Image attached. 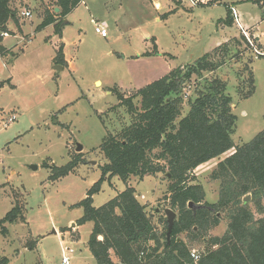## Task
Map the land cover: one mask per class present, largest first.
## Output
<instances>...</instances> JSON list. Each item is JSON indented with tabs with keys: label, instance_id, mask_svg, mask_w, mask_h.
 Instances as JSON below:
<instances>
[{
	"label": "rangeland",
	"instance_id": "rangeland-1",
	"mask_svg": "<svg viewBox=\"0 0 264 264\" xmlns=\"http://www.w3.org/2000/svg\"><path fill=\"white\" fill-rule=\"evenodd\" d=\"M259 1L231 0L238 19L233 12L234 25L229 27L221 22L227 17L225 5L201 8L193 0H84L66 19L63 42L70 67L60 72L53 62L58 36L51 27L37 31L45 10L54 6L35 0L14 6L20 9L21 25L11 21L14 33L8 31L2 45L13 53L0 58V220L18 202L26 220L7 224V237L0 229V264H63L65 249L74 250L68 253L70 264H97L89 249L94 225L80 223L84 210L79 204L100 180V167L107 163L100 151L103 139L130 118L125 108L110 113L118 105L111 88L130 96L178 67L239 40L215 77L227 83L232 98L236 146L264 130V0ZM21 11L31 12V17ZM92 19L108 24L106 38L96 33ZM251 71L255 91L243 99ZM195 87L193 82L186 89V101L195 98ZM188 111L186 104L184 114ZM14 115L16 120L10 122ZM77 145L83 146L81 152ZM78 157L82 163L74 172L51 179L50 167H64ZM216 167L217 160L195 171V184L204 187L211 204L219 198V184L210 179ZM167 185L160 174L136 187L137 199L149 206L156 223L155 209L165 217L170 209L162 200ZM125 189L118 177L106 180L93 205L101 207ZM226 230L225 220L208 237H221ZM194 249L202 252L203 241Z\"/></svg>",
	"mask_w": 264,
	"mask_h": 264
},
{
	"label": "trees",
	"instance_id": "trees-1",
	"mask_svg": "<svg viewBox=\"0 0 264 264\" xmlns=\"http://www.w3.org/2000/svg\"><path fill=\"white\" fill-rule=\"evenodd\" d=\"M18 1L24 0H0V58L13 53L2 45V40L10 21L20 28V9L13 6ZM37 1L54 6L45 10L37 31L55 25L60 37L67 16L83 2ZM193 1L201 8L225 5L227 17L221 22L229 27L234 25L231 0ZM55 8L60 9L59 13H55ZM241 38L246 41L244 36ZM239 43H225L130 96L118 87L109 90L118 100L110 113L125 108L130 118L117 132H109L103 139L100 151L107 163L100 167V180L79 204L84 210L80 223L94 225L89 249L97 264H264V130L252 141L236 146L233 134L237 117L232 98L227 94V83L215 77ZM54 64L66 66L63 44L57 49ZM206 74L214 78L205 79ZM249 75L243 99L255 91L253 72ZM193 82L195 98L186 101L185 91ZM186 104L189 111L184 114ZM232 150L234 153L227 156ZM216 160L217 167L210 179L219 182V198L211 204L206 200L204 187L195 184V171ZM80 163L82 159L78 157L64 167H50L51 179L74 172ZM160 174L168 181L162 200L177 214L170 239L166 217L157 212L156 223L149 206L136 196L141 182ZM113 177L124 181L126 189L105 205L95 207L94 196ZM250 194L252 200L244 203L243 198ZM190 202L201 208L190 209ZM23 213L18 202L0 220L4 237L9 235L7 224L25 222ZM225 220V234L208 237ZM183 234L185 238L181 237ZM200 241L204 250L199 252L200 260L195 261L192 251Z\"/></svg>",
	"mask_w": 264,
	"mask_h": 264
},
{
	"label": "crops",
	"instance_id": "crops-1",
	"mask_svg": "<svg viewBox=\"0 0 264 264\" xmlns=\"http://www.w3.org/2000/svg\"><path fill=\"white\" fill-rule=\"evenodd\" d=\"M30 0H24V4L26 3V4H28V2H29ZM37 3H40V2H38L37 0H35ZM22 1H18V2H16V3H14L13 4V6H20L19 4L21 3ZM83 2H84V0H83ZM82 2V3H83ZM81 3V4H82ZM263 3V2H262ZM80 4V5H81ZM79 5V6H80ZM78 6V7H79ZM77 7V8H78ZM156 7H160V4L159 3H156ZM76 8V9H77ZM21 13H22V11H21ZM68 17V16H67ZM67 19V18H66ZM66 21V20H65ZM93 21H96V22H98L99 24H101L105 29H107V23L105 22V21H99V20H95V19H92V22ZM10 23H11V21L7 24V27H8V31L9 32H12V33H14V31L13 30H11L10 28H9V26H10ZM11 24H15L14 22H12ZM21 24V23H20ZM94 24V23H93ZM67 25H69V22H67V23H65V25H64V27L62 28V37H60L59 35H57L56 34V27H55V25H51V26H48L47 28H49V27H51V28H53L54 29V31H55V34L58 36V38H59V40H58V43H57V48H56V55H57V49L60 47V45H62L63 44V54H64V57H65V61H66V66H62V65H56V66H61L62 67V70L65 68V67H70V61L67 59V56H66V53H65V51H66V48H67V45L63 42L64 40H65V31H66V26ZM16 28V27H15ZM46 29V28H45ZM246 29V28H245ZM21 31H22V28H21ZM251 31V30H250ZM252 33H251V35L254 37V35H253V31H251ZM249 33V32H248ZM257 42H259L260 40L259 39H255ZM56 55H55V57H56ZM55 57H54V59H55ZM54 59H53V62H54ZM72 63V62H71ZM61 70V71H62ZM101 82L100 81H96V84L98 85V84H100ZM110 92V91H109ZM202 166H200L198 169H200ZM216 183H218L219 184V182H216ZM141 184V183H140ZM139 184V185H140ZM138 185V186H139ZM205 192H206V190H205ZM142 197H144V196H141V198ZM144 199H145V197H144ZM206 200H207V193H206ZM207 202H208V200H207ZM142 204H146V203H142ZM158 211V209H156V212ZM195 250V249H194Z\"/></svg>",
	"mask_w": 264,
	"mask_h": 264
},
{
	"label": "water",
	"instance_id": "water-1",
	"mask_svg": "<svg viewBox=\"0 0 264 264\" xmlns=\"http://www.w3.org/2000/svg\"><path fill=\"white\" fill-rule=\"evenodd\" d=\"M59 11H60L59 8H55V13H59ZM65 23H67V21H65ZM55 69L60 72L62 70V67L61 66H56ZM82 150H83V146L77 145V152H81ZM167 177H168V179H170V174H168ZM251 200H252V195L251 194L247 195L246 197L243 198V202L246 203V204H248ZM188 207L190 209H193V210L201 208L200 206L194 204L193 202H190L188 204ZM157 212L159 213V210ZM165 215H166V219H167V223H168V234H167V237H168V239H170L173 225H174V223H175V221L177 219V214L171 209H166L165 210Z\"/></svg>",
	"mask_w": 264,
	"mask_h": 264
},
{
	"label": "built area",
	"instance_id": "built-area-1",
	"mask_svg": "<svg viewBox=\"0 0 264 264\" xmlns=\"http://www.w3.org/2000/svg\"><path fill=\"white\" fill-rule=\"evenodd\" d=\"M233 12H234L235 18L238 19V16L236 15V11H235L234 8H233ZM22 15L24 17H31V12L24 11L22 13ZM93 23L95 25V31H96V33L99 34V35H101L103 38H106L108 36L107 29H105L101 24H99L96 21H93ZM4 36H8V34L6 33V34H4ZM15 120H16V116L14 115V116L11 117L10 122H13ZM64 251L65 252L63 253V261L62 262H63V264H70V257L68 256V253L69 254H73L74 253V250H72V249H65ZM192 257H193V259L195 261H199L200 260V254H199V252H197L196 250L192 251Z\"/></svg>",
	"mask_w": 264,
	"mask_h": 264
}]
</instances>
